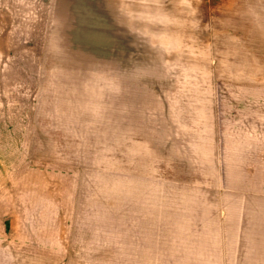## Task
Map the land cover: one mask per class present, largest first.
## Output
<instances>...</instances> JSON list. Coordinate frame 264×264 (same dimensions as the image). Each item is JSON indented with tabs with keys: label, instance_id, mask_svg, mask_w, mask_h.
Masks as SVG:
<instances>
[{
	"label": "rangeland",
	"instance_id": "374dc122",
	"mask_svg": "<svg viewBox=\"0 0 264 264\" xmlns=\"http://www.w3.org/2000/svg\"><path fill=\"white\" fill-rule=\"evenodd\" d=\"M255 102L264 0H0V193L71 226L70 264L224 240L198 169L240 150Z\"/></svg>",
	"mask_w": 264,
	"mask_h": 264
},
{
	"label": "crops",
	"instance_id": "0c3cea01",
	"mask_svg": "<svg viewBox=\"0 0 264 264\" xmlns=\"http://www.w3.org/2000/svg\"><path fill=\"white\" fill-rule=\"evenodd\" d=\"M250 105L253 113L244 117V138L240 133L234 140L241 143L240 150L221 163L214 161L212 169H198L196 178L213 186L214 212L219 223L224 219V240L220 231L219 240L177 247L181 257L172 258L171 264H264V102ZM9 184L12 181L0 180V185ZM17 199L0 193V264H70L65 251L75 249L71 226H43L39 216L20 210ZM165 259L169 264L170 258Z\"/></svg>",
	"mask_w": 264,
	"mask_h": 264
}]
</instances>
